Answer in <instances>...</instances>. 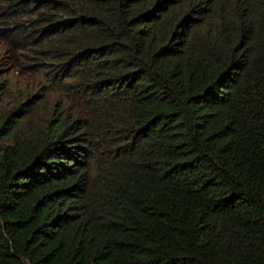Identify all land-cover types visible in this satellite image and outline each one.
Returning a JSON list of instances; mask_svg holds the SVG:
<instances>
[{
  "label": "trees",
  "instance_id": "16d2710c",
  "mask_svg": "<svg viewBox=\"0 0 264 264\" xmlns=\"http://www.w3.org/2000/svg\"><path fill=\"white\" fill-rule=\"evenodd\" d=\"M0 264H264V0H0Z\"/></svg>",
  "mask_w": 264,
  "mask_h": 264
}]
</instances>
